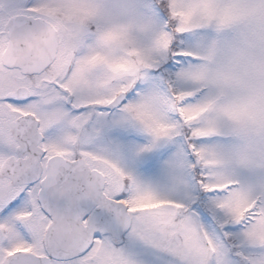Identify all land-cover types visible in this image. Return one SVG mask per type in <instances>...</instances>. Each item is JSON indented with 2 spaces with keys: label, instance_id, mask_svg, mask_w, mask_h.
Wrapping results in <instances>:
<instances>
[{
  "label": "snow or ice",
  "instance_id": "obj_1",
  "mask_svg": "<svg viewBox=\"0 0 264 264\" xmlns=\"http://www.w3.org/2000/svg\"><path fill=\"white\" fill-rule=\"evenodd\" d=\"M0 264H264V0H0Z\"/></svg>",
  "mask_w": 264,
  "mask_h": 264
}]
</instances>
